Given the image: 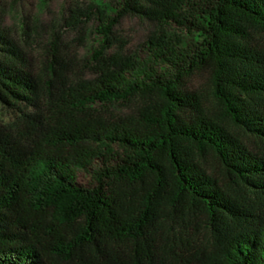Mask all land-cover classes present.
<instances>
[{
    "label": "trees",
    "instance_id": "16d2710c",
    "mask_svg": "<svg viewBox=\"0 0 264 264\" xmlns=\"http://www.w3.org/2000/svg\"><path fill=\"white\" fill-rule=\"evenodd\" d=\"M106 8L81 61L46 51L33 69L0 30L17 110L0 122V264H264V0ZM114 15L153 23L144 54L113 49Z\"/></svg>",
    "mask_w": 264,
    "mask_h": 264
},
{
    "label": "rangeland",
    "instance_id": "374dc122",
    "mask_svg": "<svg viewBox=\"0 0 264 264\" xmlns=\"http://www.w3.org/2000/svg\"><path fill=\"white\" fill-rule=\"evenodd\" d=\"M116 0H0V30L26 53L33 69H38L46 51L57 50L68 60L81 61L97 47L98 28L106 23L107 8ZM113 27L114 50L145 53V41L154 30L151 21L138 15L117 16ZM118 39V40H117ZM188 88L210 94L204 74L195 75ZM17 110L0 102V122L7 124ZM79 181L87 182L82 173Z\"/></svg>",
    "mask_w": 264,
    "mask_h": 264
}]
</instances>
